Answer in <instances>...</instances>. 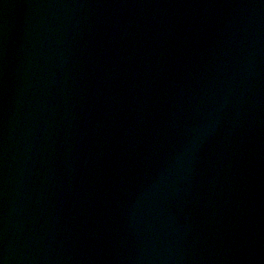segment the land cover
<instances>
[{"label": "water", "instance_id": "obj_1", "mask_svg": "<svg viewBox=\"0 0 264 264\" xmlns=\"http://www.w3.org/2000/svg\"><path fill=\"white\" fill-rule=\"evenodd\" d=\"M0 264H264V0H0Z\"/></svg>", "mask_w": 264, "mask_h": 264}]
</instances>
